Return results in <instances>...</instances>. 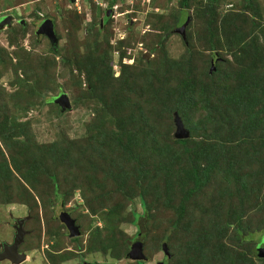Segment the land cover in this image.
Here are the masks:
<instances>
[{"label": "rangeland", "instance_id": "374dc122", "mask_svg": "<svg viewBox=\"0 0 264 264\" xmlns=\"http://www.w3.org/2000/svg\"><path fill=\"white\" fill-rule=\"evenodd\" d=\"M112 1L0 0V22L12 16V26H0V130L8 116L10 122L26 124L34 145H68L81 161L66 162L58 173L61 196L47 195L49 184L38 185L53 205L47 202L45 206L42 198L38 206L34 201L30 207L15 202L0 204V243L13 241L15 217L33 213L25 222L29 233L20 245V251L28 255L22 264H175L196 243L204 247V256L221 244L234 256L251 254L260 263L254 251L259 242V251L264 245V110L258 111L259 100L251 109L256 111L253 114L243 108L224 122L222 136L230 139L215 170L229 172L224 176L219 173L187 200L186 191L194 183L181 171L188 166L187 155L174 142L176 125L169 109L178 105L186 113L182 114L186 125L200 120L203 108L187 105L183 102L186 98L179 95L192 82L208 87L206 94L214 92L218 97L241 83L252 85L251 91L264 87V0H219L214 3L220 16L217 19L209 15L206 0H190L187 7L181 0H114L111 6ZM110 7L115 11L107 17L105 11ZM189 13L192 19L186 28V42L175 26L185 22ZM47 18L53 19L60 38L56 46L38 33ZM241 37L244 48L236 49L233 39ZM93 55L104 62L100 67L106 70L101 81L92 79L98 87L94 95L89 91V66L85 65ZM212 66H216L214 72ZM152 71L159 74V80H152ZM229 74L237 79L225 90ZM63 92L70 97V110L63 111L53 99ZM116 96L123 107L119 115L110 112L104 102L116 103ZM229 112L225 108L223 113L230 117ZM241 123L245 129L243 125L234 129ZM245 130L252 132L248 135ZM149 131L156 139L153 143L148 141ZM97 132H102L101 141H106L102 145L113 162L122 158L133 173L120 176L124 182L119 185L107 176L112 161L96 156L97 164H88L87 159L97 151L89 137ZM118 135L125 144L133 139L139 154L126 156L115 143ZM207 137L202 128L193 136L197 140ZM168 143L173 150L168 151ZM0 145L6 152L1 138ZM118 169L111 168L116 173ZM136 174L141 176V192L151 207L147 217L139 216L134 222L132 210L136 215H144L145 210ZM183 178L187 184L185 192H180L178 184ZM62 211L76 219L81 230L76 239L60 220ZM226 221L233 222L226 231L215 228L226 227ZM97 229L105 235L112 230L118 237L126 239L127 235L129 251L134 241L142 240L146 257L135 260L128 254L116 258L110 252H89L88 243ZM204 232L210 240L199 241ZM164 242L172 248L170 259L163 251ZM0 264L13 263L4 259Z\"/></svg>", "mask_w": 264, "mask_h": 264}, {"label": "trees", "instance_id": "16d2710c", "mask_svg": "<svg viewBox=\"0 0 264 264\" xmlns=\"http://www.w3.org/2000/svg\"><path fill=\"white\" fill-rule=\"evenodd\" d=\"M219 0H206V7L209 11V15H212L215 17V19L219 18L220 16L217 14V8L214 6V3L218 2ZM190 0H181L182 6L187 7L189 6ZM111 6L114 5V0L110 4ZM215 13V14H212ZM236 14H232L234 16ZM212 19H209V23L213 24L211 21ZM214 20V19H213ZM22 28L24 29L25 26L22 25ZM56 30V29H55ZM56 32V31H55ZM211 33V39L213 40V31ZM57 34V32H56ZM58 35V34H57ZM182 35V34H181ZM59 37V36H58ZM184 41L187 42V34L186 39L183 37ZM242 38V37H241ZM233 39V42L235 43L236 49L240 47L241 49L244 48V42L245 40L242 39ZM60 39V38H59ZM59 42V41H58ZM58 45V44H57ZM56 46V45H55ZM97 43L94 46V49H96ZM214 45H212L213 47ZM55 51V48H54ZM242 51V50H241ZM56 52V51H55ZM94 55L89 58L88 61H86V66H89L87 69L88 76L87 81L88 84L91 86V89L89 90L92 95L97 93V85L93 84L92 79L96 77L97 80H102L101 74L106 73V70L100 67V63H104L101 61H97ZM102 60V59H101ZM183 62V61H182ZM190 65V63H189ZM213 67V66H212ZM210 69V71L214 72L216 70V66L214 68ZM80 68V67H79ZM188 78L189 73L187 72ZM159 74L155 71H152V80H159ZM237 77L235 74H229L226 80L225 90L226 87L230 85H234L236 82ZM147 80V76H146ZM187 81L186 83H188ZM98 88V87H97ZM208 87H198L195 86V83H189L186 88H184V91L179 92V95L181 98H186L185 102L188 104H196L195 107L199 105L200 108H203L204 113L202 114V117L197 122L189 121L187 122V125L185 124L182 114L186 116V113L181 111V108L177 105L175 107H171L169 110L173 111V115L175 117V112H177L180 117L182 118L185 127L190 131V136L185 139H174V142H176L181 148H183L184 153L187 155V167H183L181 171L185 172V179L193 181L194 186L189 188L186 191L185 197L186 200L190 197L191 194L198 191L202 187L209 184L214 177H217L219 173H221L223 176L224 173H228L229 171L220 172L215 170L217 168V164L219 163L220 155L224 152L225 149V142L230 137H223L222 133L224 132V122H227V120L231 121L232 112L235 113V115L240 114V110L245 108L249 111L250 115L253 114L256 111H252L251 109H255L257 106L256 101L259 102L261 105L260 108H258V111L264 110V92L261 90H264V87L262 86L258 91H251L254 89L252 85L247 84H238L237 89L235 88L232 92L222 93L221 96L223 98L218 97L216 93L211 92L209 94H206V90ZM259 89V88H258ZM214 93V94H213ZM212 94V96H210ZM58 96V95H57ZM217 96V97H215ZM215 97V98H214ZM214 98V99H213ZM55 99V97L53 98ZM119 97L116 96L114 101L116 103H107V101L104 99V102L106 103L105 107L109 109L110 112H112L114 115H119L123 111V107L118 102ZM118 102V103H117ZM249 104V105H248ZM230 107L233 108L230 109ZM226 111L229 112L231 115L230 117L223 112ZM138 113L140 115H143V110L141 108H138ZM248 113V112H247ZM10 117L5 116V121H2V126L0 130V138L2 142L4 143V146L6 148V152L0 145V204H8V203H21V204H32V201L35 202L38 206V199L42 198L43 204L46 206L47 202L50 205L52 204V199L48 200L45 199V194L47 193H53L54 196L58 197L61 196L59 193L60 190V180L58 173L61 172L64 169V164L66 162H77L78 164L81 163L80 159H77L78 156L74 152L72 153L71 148L67 145V147H61V144L54 142L50 144H33V138L28 134L25 125L17 123L15 121L10 122ZM187 121V120H186ZM244 126L245 129V123L239 124L237 127H234V129L237 128L239 130L241 126ZM122 128L127 131L126 123H122ZM203 129V136H208L207 139H200L197 140L193 138L194 133L198 134L199 129ZM245 134L250 135L252 130L249 132L247 130L244 131ZM98 133V132H97ZM96 133V134H97ZM90 135L89 137V144L95 147L97 151L93 156H91L88 160V164H93L92 162H95L97 164V160L95 159L96 156L98 158L106 157L107 160L112 161L113 167H110V170L107 174V176L110 177L111 180L115 182L116 185H119L120 183H123L121 177L123 174L128 175L129 173L132 175L133 173L130 172L127 169V163L122 162V158L119 159L117 162H113L115 159L111 158V155L106 154L105 147H103L102 143H105L106 141L102 140V137L100 136L102 132L98 133V135ZM117 134H124L123 132H118ZM114 138L115 143L117 147L122 150L123 152L127 153L126 156L131 157L137 154L139 152L137 151V147L134 149L132 145L133 139L129 140L125 144L123 142L122 136L118 135ZM149 137L151 138L148 141H151L153 143L156 139L152 132L149 131ZM166 142V141H165ZM107 149V148H106ZM168 151L173 150V145L171 143H168L167 146ZM117 158V157H116ZM123 158H126L125 156ZM100 160V159H99ZM115 168H119L120 171L118 173L111 170ZM118 169V170H119ZM216 172V173H215ZM121 176V177H120ZM137 174L134 176L136 177ZM141 176L136 177V185L138 187L139 194L142 196V204L145 207L144 215H136L135 210H132V214L136 217L132 221H136L138 217H147V211L151 207L149 206L146 198L144 199V194L141 192L142 189V182H141ZM184 177V176H183ZM212 178V179H211ZM186 180H182L181 184H178V188L180 192H185L186 187ZM44 182V185L50 186L49 190L45 192L39 191L38 185ZM126 184V183H124ZM244 183L242 182L241 185ZM227 190V189H226ZM134 189H132V192ZM66 191H64L65 194ZM71 192V191H70ZM63 195V194H62ZM127 199H131V196H129L126 193H123ZM44 197V198H43ZM63 197V196H62ZM106 200V199H105ZM100 204V202L98 203ZM186 207V201L181 203V208ZM114 212V211H113ZM33 216V213H31ZM71 214V213H70ZM30 218V219H31ZM28 219V220H30ZM26 220V221H28ZM107 220V217L106 219ZM214 224V222H213ZM225 224L226 227H217L216 229L219 231H226L233 222L232 221H226ZM107 226V224H106ZM238 229V227H236ZM68 229V228H67ZM97 232V233H96ZM95 235H92L87 249L89 252L91 251H103V252H110L113 257L120 258L123 255H126L129 251V243L127 241V235L126 239L125 237L121 238L118 237L120 235L115 234V232L112 230L111 234H104L103 230L97 229ZM125 233V232H124ZM249 233V231H247ZM204 232L203 237L199 241H207L210 240L208 234ZM242 233L241 240L243 241L245 238V235ZM73 238V237H72ZM73 239H76L75 237ZM124 239V242H123ZM170 253L172 254V248L169 245L168 242H166ZM261 245V242H259L254 251L257 253L260 263H256L254 261L253 255L251 254H243L239 253V255L234 256L232 252L226 249L224 245L215 244L214 250L207 252L206 256H204V247L198 243L192 245L189 251L194 252H188L185 257L181 259L177 258V262L175 264H264V258L261 257L258 254L259 246ZM197 246V247H196ZM79 247H82V245H79ZM253 251V254L255 253ZM173 255V254H172ZM62 257V256H61ZM62 258H66V256H63ZM168 258V256H167ZM172 258V256L170 257ZM169 258V259H170ZM187 260V262H186ZM142 264V263H140ZM167 264V263H165ZM174 264V263H172Z\"/></svg>", "mask_w": 264, "mask_h": 264}, {"label": "water", "instance_id": "95a60500", "mask_svg": "<svg viewBox=\"0 0 264 264\" xmlns=\"http://www.w3.org/2000/svg\"><path fill=\"white\" fill-rule=\"evenodd\" d=\"M190 18V17H189ZM189 20L180 28L176 29L179 31L183 37L186 39V26L189 23ZM7 24L12 26V16L4 17L0 26ZM38 33L46 35L54 45L58 44L59 37L55 32L54 21L51 18L45 19L38 27ZM149 56V55H148ZM214 68V67H213ZM54 101L61 107L63 111L72 109V103L69 95L66 92L61 93L56 96ZM174 122L176 125L175 137L178 139H185L190 136V131L185 127V124L180 117V115L175 112ZM31 216L27 215L24 217H16L15 223L13 224L15 233L12 242H3L0 243V260H9L13 264H22L27 260V253L19 251L20 245L23 243L26 234L29 233V230L25 229L26 220L30 219ZM60 220L67 226L69 230V235L71 237H78L81 234L80 227L76 223V219L67 211H62L59 215ZM163 251L168 258L172 256L170 253L169 247L166 242L162 245ZM128 256L135 260H142L146 256L144 254V242L140 239H137L133 242ZM258 254L261 257H264V245L263 248L258 251ZM95 264H108V263H95ZM157 264H165L164 261H159Z\"/></svg>", "mask_w": 264, "mask_h": 264}, {"label": "flooded vegetation", "instance_id": "af4514ba", "mask_svg": "<svg viewBox=\"0 0 264 264\" xmlns=\"http://www.w3.org/2000/svg\"><path fill=\"white\" fill-rule=\"evenodd\" d=\"M181 5H182V3H181ZM114 11H115V10L113 9V7H110V8H108V9L105 11V14H106V16L108 17V16H110L111 14L113 15ZM183 15H184V11H183L182 14H181V18H183ZM189 17H190V18H189ZM105 19H106V17H105V18H101V21H100L101 26H103ZM188 19H190V20H189V23H190V21H191V19H192V16H191L190 13L187 15L186 21L183 22L182 24L179 23V25L175 26V28H176V27L179 28L180 26L182 27V26L188 21ZM189 23L187 24V26L189 25ZM187 26H186V28H187ZM177 28H176V29H177ZM15 218H16V217H15ZM24 226H25V225H24ZM66 227H67V226H66ZM68 231H69V230H68ZM19 251H20V249H19ZM96 262H98V261H95V262H93V263H90V262H86V261H85L86 264H95ZM164 262H165V261H164ZM104 263L113 264V263H109V262H104Z\"/></svg>", "mask_w": 264, "mask_h": 264}, {"label": "crops", "instance_id": "0c3cea01", "mask_svg": "<svg viewBox=\"0 0 264 264\" xmlns=\"http://www.w3.org/2000/svg\"><path fill=\"white\" fill-rule=\"evenodd\" d=\"M7 261V260H6Z\"/></svg>", "mask_w": 264, "mask_h": 264}]
</instances>
